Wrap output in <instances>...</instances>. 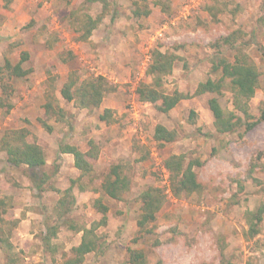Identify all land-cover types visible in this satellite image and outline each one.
I'll list each match as a JSON object with an SVG mask.
<instances>
[{"label": "rangeland", "instance_id": "374dc122", "mask_svg": "<svg viewBox=\"0 0 264 264\" xmlns=\"http://www.w3.org/2000/svg\"><path fill=\"white\" fill-rule=\"evenodd\" d=\"M107 1L108 6L89 0H13L7 8L0 0V63L6 58L16 62L28 52L25 67L31 68L27 77L13 79V107L10 112L0 108V136L27 128L28 140L41 144L47 157L45 166L32 171L11 165L0 147V198L6 199L10 220L1 221L0 209V226L13 247L0 240V264H64L74 256L82 229L102 218L94 206L97 198L110 207L107 225L98 229L106 249L86 254L82 264H129L131 248L144 251L149 264H222V247L234 264H264V219L259 234H246V212L264 202V120L250 130L243 126L219 133L209 107L216 94L194 95L200 82L220 76L211 71L215 55L231 61L246 55L260 71V86L250 104L255 119L261 115L264 0ZM85 14L101 17L88 39L80 30ZM228 35L234 46L222 41ZM157 47L178 56L164 89L190 95L168 113L136 97L138 85L152 81L146 70ZM71 72L81 79L104 75L116 89L99 107L79 108L60 92ZM51 76L64 118L45 112ZM219 98L233 109L230 89ZM106 108L113 110L110 123L100 118ZM158 124L176 130L177 138L161 145L154 137ZM90 140L100 148L95 170L81 181L86 189L77 183L76 205L59 219L55 207L61 191L80 175L73 155L60 153V145L86 151ZM172 154L203 162L195 167L203 184L200 192L172 195L163 165ZM119 162L130 166L132 179L122 200L101 189L110 166ZM41 179L45 182L39 189L34 181ZM150 186L163 188L168 198L157 219L140 231L141 195ZM72 219L75 228L65 223ZM48 223L60 225L52 239L54 249L42 240Z\"/></svg>", "mask_w": 264, "mask_h": 264}, {"label": "trees", "instance_id": "16d2710c", "mask_svg": "<svg viewBox=\"0 0 264 264\" xmlns=\"http://www.w3.org/2000/svg\"><path fill=\"white\" fill-rule=\"evenodd\" d=\"M5 7H10L13 0H3ZM91 2H102L108 6L107 0H89ZM146 11L145 14H148ZM101 21V17L93 18L90 14L80 19L83 39H88L93 30ZM225 44L235 45L234 38L231 35L222 38ZM220 46V41L215 46ZM178 56L174 52H164L160 48H155L151 52V60L146 70V74L152 78L150 83L141 82L136 88V97L140 101L156 103L159 110L168 113L175 108L180 101L190 97L179 90L168 93L164 89L165 79L172 74L174 64ZM29 59V53L24 52L21 59L14 62L10 58L0 63V108L10 112L12 104V95L15 90L13 79L25 78L31 73V68L25 67V62ZM211 71L220 74L217 79L207 78L198 84L194 95L205 93H215L216 96L209 99V107L214 116V126L219 133H231L245 126L246 130L252 129L257 123L264 120V110L261 115L255 119L251 113V100L256 95L260 86V71L256 64L246 55L238 57L231 61L223 55H215L212 58ZM225 88L230 89L232 93L233 109H227L223 106L219 96L223 94ZM116 89L106 76L92 75L81 79L75 72H71L66 82L63 84L60 92L62 97L79 108L99 107L105 96ZM46 115L65 117V108L61 105L56 95V84L54 76L50 77V84L46 91V102L44 104ZM113 110L106 108L100 118L108 123L111 122ZM43 125L52 130L46 121ZM29 131L27 128L7 130L0 136V147L7 155V161L15 166L26 165L30 170L36 171L47 163L46 151L44 147L37 142L28 140ZM177 131L171 130L163 124H158L154 137L161 145L172 142L177 138ZM89 149L81 150L73 144H61L60 153H69L74 157V165L79 170L80 175L72 180V184L61 191L62 197L58 200L55 212L59 219L69 214L76 205L77 197L74 191L77 183L81 189L86 186L81 183L84 177H91L95 170L94 162L99 157L100 148L94 142L89 141ZM163 165L169 173L170 190L172 195L180 198L184 195H191L200 192L203 184L198 178L195 170L196 166H202L203 162L199 159L187 160L184 154H172L167 157ZM127 164L119 162L112 164L109 171L104 176L101 183V189L104 194L117 200H122L125 194L130 191L132 179ZM35 186L42 189L44 179L34 181ZM81 183V184H80ZM168 195L165 190L158 186H150L141 195V212L137 219L140 229L146 230L148 226L157 219L158 212L167 201ZM94 206L102 213L99 221H94L90 227L83 228L81 242L73 248L74 256L65 261L64 264H82L86 254L90 252L103 253L106 249L105 236L98 232L102 226L108 223V212L110 207L103 202L102 198L94 201ZM0 209L3 212L1 221L10 222L7 216V202L5 198H0ZM264 219V202L258 205L254 210L246 212V220L249 229L246 234L248 237H255L260 233V225ZM71 228H75L74 220L65 221ZM60 229L58 224H47V231L42 236L44 245L47 248L54 249L52 239L55 238ZM4 227L0 226V240L5 243L10 250L13 249L8 238L2 235ZM104 240V241H103ZM222 264H234L225 254L224 247L221 248ZM129 264H149L144 251L130 249Z\"/></svg>", "mask_w": 264, "mask_h": 264}]
</instances>
